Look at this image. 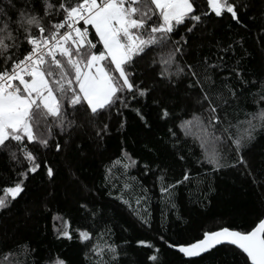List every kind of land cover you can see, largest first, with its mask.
Masks as SVG:
<instances>
[{"label":"snow or ice","instance_id":"obj_1","mask_svg":"<svg viewBox=\"0 0 264 264\" xmlns=\"http://www.w3.org/2000/svg\"><path fill=\"white\" fill-rule=\"evenodd\" d=\"M254 4L255 0H23L21 4L5 0L0 4V215L19 211L27 223L49 213L57 240L76 241L86 249L91 264H120L126 251L112 237L117 227L128 229L116 219L118 209L98 206L84 185L81 191L88 195L78 201L79 221L73 227L72 219L49 207L58 170L47 157L53 148L55 155L62 153L80 135L99 148L112 135L115 121L123 139L119 154L109 158L104 168L105 184L111 185L106 195L142 227L151 228L149 189L142 188L135 197V208L125 198L130 185L125 183L119 194L113 192L114 168L125 173L139 168L124 147L131 120L143 133L167 127V150L180 161L187 162L181 149L191 137L200 148L196 163L208 165L214 175L239 171L261 208L243 230L221 226L202 231L191 242L160 235V245L138 238L136 248L145 253L136 264H174L169 256L177 257L180 264H194L196 258L217 264L230 260L264 264V159L259 167L249 159L260 141L258 133L264 132V69L250 74L245 67L248 52L238 55L253 27L264 50V9L249 15ZM213 18L228 19L238 31L228 40L208 41L209 53L192 57V46L199 40L203 47ZM257 85L260 92L253 100L259 111L239 127L230 109ZM68 169L71 174V165ZM157 171L161 198L175 210L174 190L190 180V171L185 169L175 183L167 182L166 167ZM72 179L77 178L72 175ZM32 182L46 184L52 191L45 189L43 199L29 203ZM216 191L209 186L204 199ZM161 215L166 224L168 217ZM176 220L183 223V214H177ZM15 242L27 250L25 254L34 251L29 244ZM44 264H70V260L49 253Z\"/></svg>","mask_w":264,"mask_h":264},{"label":"trees","instance_id":"obj_2","mask_svg":"<svg viewBox=\"0 0 264 264\" xmlns=\"http://www.w3.org/2000/svg\"><path fill=\"white\" fill-rule=\"evenodd\" d=\"M4 2L5 0H0V4ZM16 2L21 4L23 0H16ZM261 9H264V4H261V0H255L249 15H258ZM242 18L245 21L248 19L247 16ZM213 21L208 25L209 33L205 34L203 47L199 46L201 43L199 40L192 46L190 51L192 57L207 55L210 51L208 41L228 40L238 31V28L230 24L228 19L216 21V18H213ZM247 31L245 29L244 33ZM212 32L215 36L211 35ZM244 38L248 43L239 49L238 55L247 51L245 67L250 74L259 73L264 69V50L257 41L255 27L251 30V36L245 34ZM211 51L215 49L212 48ZM250 78L255 80L257 76L252 75ZM145 83H150L148 77H145ZM259 92L260 86L257 85L251 93H245L233 104L230 113L234 124L239 127L246 126L244 122L250 119L253 113L259 111V106L253 100V96H258ZM163 93L167 94V89H164ZM124 135L127 136V144L124 147L138 161L139 168L131 167L126 173L122 168H114L113 192L119 194L125 183L130 185V188L125 190V198L132 200L133 208H135V197L142 188L149 189L148 207L152 213L151 228L142 227L135 216L123 206H118V202L112 201L106 195L111 185L105 184L104 168L110 162L109 158L114 160L119 154V146L123 139L121 134L116 132L115 121H113L112 135L99 148L86 135H80L74 137L71 147L59 155L54 154L53 148L47 157L58 170L57 183L54 195L50 198L49 207L53 212L59 211L72 219L73 227H76L79 221L78 201L88 195L81 191L84 185L91 189L90 198L98 206L118 209L116 219L128 229L123 231L117 227L112 237L113 242L121 245L126 251V254L122 253L120 256V264H136V261L144 258L145 250L138 249L135 245V240L138 238L148 239L157 245L161 244L160 235L172 241L191 242L201 235L202 231L215 230L221 226L243 230L261 211L255 195L249 191L245 177L239 171L229 169L214 175L207 170L208 165L200 167L196 163L200 158V148L191 137L181 149L187 157L185 162L175 158L167 150L168 145L165 143L167 127L156 129L151 133H143L130 120ZM258 136L260 141L249 156L250 160L257 162V167H259V161L264 159V132H259ZM60 142L63 143V139ZM69 165H71V174ZM158 167L167 168V182L170 183L181 180L185 169L190 171V180L184 181L174 190L173 198L177 204L175 210L166 206L161 198L157 180L160 175L157 171ZM72 175L77 178L75 181ZM132 177L135 179L133 180ZM209 186H214L217 191L209 194L208 199H204L203 194L208 193ZM45 189L52 191L46 184L30 183L27 198L29 203L43 199L46 195ZM192 209L196 211L193 212ZM162 212L168 217L166 224L161 215ZM177 214H183V223L176 220ZM22 215L19 211L0 215V264H44L49 253L53 255L60 253L66 256L70 264H91L85 256L86 249H83L76 241L69 244L66 240L60 241L54 237L49 213L37 215L27 223L23 221ZM178 223L179 227H177ZM162 225L165 226L162 227ZM125 240L130 241V245H125ZM15 241L29 244L34 251L25 254L27 250ZM168 258L174 261V264H180L177 257L169 256ZM194 264H217V262L210 261L208 258L204 260L196 258ZM229 264H232L231 260Z\"/></svg>","mask_w":264,"mask_h":264}]
</instances>
